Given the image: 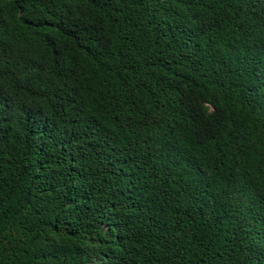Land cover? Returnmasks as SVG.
Segmentation results:
<instances>
[{
    "label": "trees",
    "instance_id": "16d2710c",
    "mask_svg": "<svg viewBox=\"0 0 264 264\" xmlns=\"http://www.w3.org/2000/svg\"><path fill=\"white\" fill-rule=\"evenodd\" d=\"M0 264H264V0H0Z\"/></svg>",
    "mask_w": 264,
    "mask_h": 264
}]
</instances>
